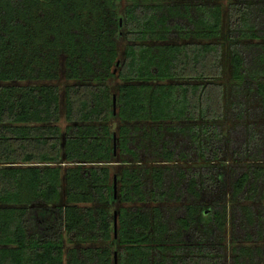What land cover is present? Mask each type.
Wrapping results in <instances>:
<instances>
[{
	"label": "trees",
	"instance_id": "1",
	"mask_svg": "<svg viewBox=\"0 0 264 264\" xmlns=\"http://www.w3.org/2000/svg\"><path fill=\"white\" fill-rule=\"evenodd\" d=\"M114 253L264 264V0H0V264Z\"/></svg>",
	"mask_w": 264,
	"mask_h": 264
},
{
	"label": "rangeland",
	"instance_id": "2",
	"mask_svg": "<svg viewBox=\"0 0 264 264\" xmlns=\"http://www.w3.org/2000/svg\"><path fill=\"white\" fill-rule=\"evenodd\" d=\"M122 6H123V2L121 1L120 3H119V7L122 9ZM121 47H122V45H120V51H122L121 50ZM59 84H60V86H62L63 85V81H60L59 82ZM109 84H110V86H111V88H112V90H115L116 89V87H117V85L119 84V80H118V78L116 77V76H113L112 78H111V80L109 81ZM117 121L116 120H112V122H111V126H112V129H116V127H117ZM58 125H59V127L63 130V128H64V126L66 125V122H65V120H64V116L63 115H61V117H60V120H59V122H58ZM118 203L117 202H112V203H110L109 204V208H110V210H115L117 207H118Z\"/></svg>",
	"mask_w": 264,
	"mask_h": 264
},
{
	"label": "water",
	"instance_id": "3",
	"mask_svg": "<svg viewBox=\"0 0 264 264\" xmlns=\"http://www.w3.org/2000/svg\"><path fill=\"white\" fill-rule=\"evenodd\" d=\"M114 189H115V185H114ZM113 227H114V231H115V227H116L115 215H114ZM114 264H116V256H115V253H114Z\"/></svg>",
	"mask_w": 264,
	"mask_h": 264
}]
</instances>
